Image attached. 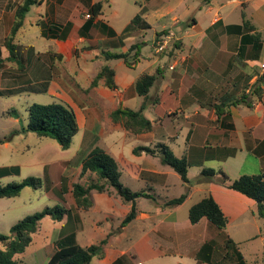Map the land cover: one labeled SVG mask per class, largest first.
<instances>
[{
	"label": "crops",
	"instance_id": "obj_1",
	"mask_svg": "<svg viewBox=\"0 0 264 264\" xmlns=\"http://www.w3.org/2000/svg\"><path fill=\"white\" fill-rule=\"evenodd\" d=\"M23 1L0 0V67L7 61V68L10 67L13 71L18 66L13 68L10 62L15 60L7 59L4 39L10 32L14 11ZM95 2H101V12L94 18L86 35H81L80 28L88 19L90 7ZM104 2L111 3L109 0H37L30 5L22 26L12 40L15 51L23 59L24 70L32 62L30 72H40L48 78L49 69L55 64L54 61H58V56H63V51L69 56L72 52H77V49H84L82 52L90 53L95 60L103 59L104 63H99L102 66L107 62L102 51L117 52L120 49V52H124L131 44L139 43L140 58L131 66L123 63L127 68L140 65L141 73L131 79L120 71L124 75L118 83L114 70V80L119 93L116 107L123 106V99L128 96V92L132 95L130 88H134L139 76L160 70L145 97L144 109L156 103L158 106L165 105V110L159 113L155 119L157 122L148 118L152 122V129L138 135L144 137L145 145L148 141L149 145L162 142L171 150L173 147L175 155L188 159V169L193 167L198 173L203 168L222 169L230 179H234L243 174L264 172V78H261L264 74V0H140L137 13L120 30L105 20ZM31 11L42 37L45 36L41 33V24L71 22V29L65 39L45 37L58 46L56 53H51L46 47L42 51L35 49L32 44L26 46L23 54L16 49L18 43L15 40ZM242 13L253 28H230L232 25L242 24ZM113 14H116V10ZM135 15H140L150 27H132V30L124 31ZM101 25L106 28H100ZM109 28L114 31V35H110ZM21 33L26 36L24 32ZM160 33L164 35H159ZM250 34H259L261 44L257 53L253 49ZM160 37L164 40L161 41ZM167 44L173 52L161 56L158 52ZM100 46L103 48L99 49ZM18 73L20 72L17 75ZM258 78L261 80L258 81ZM256 82L261 91L258 97L253 91ZM44 83H47L49 90L48 82ZM99 83L103 81L100 80ZM221 84L224 87L218 91ZM102 86L101 92L104 95L114 93L110 89L109 92L102 90ZM152 89L155 95L158 91L161 92L163 98L160 102L155 95H150ZM214 91H217V96L210 102L208 94ZM242 94L251 100L250 105H230L229 116L224 120L215 116L214 103L240 97ZM140 97L143 101L144 96ZM177 114L183 116L182 128L185 133L176 132L172 122L168 123ZM157 123L160 125L157 126ZM181 139L183 145L178 144ZM138 157L140 160L137 163L126 161L130 176L143 184L138 190H146L151 194L155 192L158 199L137 198L135 217L122 225L121 221L132 203L127 202L128 209H124L125 212L123 210L119 215H113L109 208L114 206V201H118L119 196L115 191L111 190V194H108L97 191L92 193L95 191L92 190V204L84 209L85 215L81 214V209L71 212L79 231L85 233L81 237L82 243H79L73 232L80 245L86 246L106 239L103 255L97 258L100 264L114 263L121 256H126L130 264H144L139 259L135 262L139 255L144 260H160L159 264H166L167 257L175 259L174 264H238L232 253L226 252L224 248L225 238L229 237L245 264L247 263L237 244L260 234L258 219L263 217L257 215L253 199L224 186L218 176L196 183L185 182L172 168L157 161L155 156L142 152ZM176 174L181 181L178 195L171 191L173 185H177ZM181 189L183 190L180 191ZM184 192L186 196L180 204L171 207L164 205L167 200ZM205 192L212 195L228 218L223 231L218 230L205 217L196 223H191L187 217L190 206ZM109 217L112 221L110 225L107 224ZM134 222L139 227L136 237L121 245L114 239V230L120 227L119 230L123 232ZM86 236L88 239L84 238ZM260 236L263 239L264 233ZM206 243L209 245L202 254L208 259L202 260L198 258V253ZM184 259L188 261H183Z\"/></svg>",
	"mask_w": 264,
	"mask_h": 264
},
{
	"label": "rangeland",
	"instance_id": "obj_2",
	"mask_svg": "<svg viewBox=\"0 0 264 264\" xmlns=\"http://www.w3.org/2000/svg\"><path fill=\"white\" fill-rule=\"evenodd\" d=\"M139 1L109 0L110 4L104 2L105 20L120 30L129 21L130 17L137 13ZM114 10H116V14H113ZM21 32H24L26 36L24 37ZM38 32L39 26L33 21V11H31L27 14L22 30L15 40L18 43L16 49L20 54L25 52L28 44H32L35 49H41V51L45 47L49 48L51 53L58 51V46L53 41L47 40ZM162 34L164 35V33L159 35ZM160 38L161 41L164 40L162 37ZM100 48L102 49L103 46H100ZM83 50L78 51L77 49L76 53L74 51L69 56L63 51L64 54L61 55L63 58L58 56V61H54L55 64L49 69L50 75L48 78L40 72L31 73L32 62H29L26 70L17 68L16 71H13L10 67L7 68V61L2 63L0 67V88H19L33 84L39 89H43L25 90L16 94L0 96V167H17V171L0 175V184L19 182L26 176H35L41 180V187L24 186L17 196L0 198V233H8L9 228L15 222L28 214L42 210L46 206L58 205L69 209V213L65 214L60 220L49 215L40 219L37 230L32 234L31 242L22 253L16 255V258L24 264H48L49 255L56 241L71 232H75L79 243H82L81 237L85 233L79 231L71 212L78 209L83 210L80 211L81 214L84 213L85 215L86 212L83 208L75 205L72 187L74 183L85 184L88 178L93 175L89 173L80 174V161L93 147L99 146L115 157L119 164V179L122 184L131 190H138L143 187L142 183L130 176L126 161L137 163L140 160L138 154L143 151L134 154L132 152L133 148L141 145L148 146L149 143L146 140L147 144L145 145L144 137L129 133L123 129L120 123L112 121L110 112L117 105L119 93L116 89H110L114 93L104 95L101 92L103 83L97 84V87H90L92 78L101 67L99 63L104 62L103 59L95 60L90 53L82 52ZM117 52H120V49ZM169 52L173 51L167 44L158 53L163 56L169 54ZM10 63L13 68L18 66L16 61ZM105 64L115 70L118 83L124 75L120 74V71L125 72L126 76L131 79L141 73L140 65L135 68H127L122 59L113 58L107 60ZM17 72L20 73L17 75ZM44 82H48L49 90L48 88L44 90L45 87L42 85ZM223 87L224 84H221L220 88H217L218 91ZM130 89L133 93L129 95L130 92H128V96L123 99L122 105L138 109L142 97L134 93L133 87ZM102 90L109 92V89L104 85ZM153 92L152 89L150 95H155ZM216 94L217 91L208 94V101L212 102L213 97L217 96ZM155 97L159 102L163 98L160 91L156 93ZM56 100H63L75 110L79 124L78 133L74 135L70 146L66 149H62L50 137L37 136L32 132L22 131L27 123V107L31 103L47 104ZM204 100L206 101V98ZM150 107L145 108L143 112L151 120H155L160 115L159 113L165 110L163 104L158 106L154 103ZM12 110L16 111L15 114L9 113ZM182 121H184L182 114H177V116L175 115L168 120V123L171 124L172 122V127L176 129V132L185 133L184 128H182ZM159 125L160 123H157V126ZM181 140L178 142L179 145H183V140ZM156 144L149 146L153 148ZM172 150L176 151L173 147ZM155 157L157 161L160 160L159 155L156 154ZM187 175L189 181L195 183L199 182L198 178L201 176L193 167L188 169ZM176 182L177 185H173L171 191L178 195L181 181L177 174ZM112 192H114L113 189ZM152 195L155 199H158L155 192H152ZM127 204L118 197V201H114V206L109 208V211L113 215H119L124 209H128ZM258 222L260 234L237 244L239 250L245 256L246 264H264V238H260V235L264 233V218L258 219ZM111 223L109 217L107 224L110 225ZM119 229L120 227L114 230V233H116L114 239L121 245H125L136 237L139 227L134 222L123 232ZM84 238L88 239V236ZM137 259L144 264H159L161 262L157 259L144 260L141 255H139V258H135V262ZM165 260L166 264H174L175 259L167 257ZM183 261L188 260L184 259ZM91 264H100V262L95 257L92 259Z\"/></svg>",
	"mask_w": 264,
	"mask_h": 264
},
{
	"label": "trees",
	"instance_id": "obj_3",
	"mask_svg": "<svg viewBox=\"0 0 264 264\" xmlns=\"http://www.w3.org/2000/svg\"><path fill=\"white\" fill-rule=\"evenodd\" d=\"M37 0H24L18 4L15 11L12 26L9 34L4 39V46L8 51V60H15L18 68H24L23 59L15 51V45L12 40L16 31L23 24V19L27 13L30 5L34 4ZM101 2H95L91 5L89 10V17L80 28V34L86 35L92 25L94 18L101 12ZM242 24L232 25L230 28L241 30V28H248L253 26L249 24L247 19H244L242 13ZM42 35L47 38L65 39L71 29V22L65 24H41ZM135 27L139 29H147L150 27L140 15H135L124 31ZM100 28H106L101 25ZM110 35H114L112 29H108ZM249 37L253 39V49L257 53L260 49L259 34H250ZM120 42V40H119ZM139 43L131 44L124 52H112L108 50L102 51L104 60L109 59H122L127 66H131L137 60L139 54ZM76 53V52H75ZM132 61H131V60ZM160 70L155 73H144L137 78L134 83L135 92L144 96L141 106L138 109L129 107L118 106L110 112L112 121L121 124L124 130L132 134H141L148 132L152 129V122L144 115L143 109L145 107V97L158 77ZM261 78H264L261 76ZM260 78H258L259 81ZM103 81V85L108 89H116L117 85L114 80V69L103 64L90 82V87L96 86L99 81ZM261 80V79H260ZM44 90L47 88V83L42 84ZM25 90L36 91L39 89L33 84L24 85L19 88H0V96L16 94ZM254 94L257 97L260 95V88L258 82L254 86ZM245 103L250 105L251 100L247 99L245 94L240 97L226 98L220 100L218 104L214 103L215 116L222 120L229 116L228 107L230 105H237ZM15 110L9 113L15 114ZM23 132L29 131L37 136H46L54 139L62 149L70 146L72 138L79 131V124L75 110L63 100L52 101L47 104L31 103L27 107V123L22 128ZM140 151L146 154L155 156L159 155L160 161L172 168L180 178L188 182L187 169L190 165L185 156H177L173 153L170 147L162 142H159L155 147L149 146H136L132 152L138 154ZM17 171V167H0V175H6L9 172ZM93 174L88 178L85 184L74 183L72 187V195L75 205L79 208L88 209L91 204L90 192L95 190L97 192H106L111 194V190L115 191L123 201L131 202L129 212L124 216L121 223L126 224L131 221L136 215L135 200L139 197H148L155 199L151 193L146 190H131L120 182L119 164L113 155L105 151L99 146L90 149L87 154L80 161V174L84 173ZM199 181L212 180L218 176L220 183L224 186L236 190L247 197L253 199L256 203V213L259 217L264 218V172L257 174L247 175L243 174L237 178L230 179L227 174L222 170H214L212 168H203L200 172ZM24 186H32L34 188L41 187V180L35 176H26L19 182H7L0 184V198H8L17 196ZM186 196V192L178 197L172 198L164 202L165 206H174L180 204ZM69 213V209L64 206L54 205L52 207L46 206L40 211L24 216L22 219L15 222L9 228L8 233H0V264H24L16 255L22 253L32 240V234L37 230L40 219L49 215L54 219H62L65 214ZM187 217L191 223H196L200 218L205 217L212 225L218 230L223 231L226 227L228 218L224 215L221 208L214 200L212 195L208 192L203 193L201 198L190 206L188 209ZM106 239L99 242L91 243L86 246L80 245L75 238L73 232L61 237L52 248L48 258V264H91L94 257L101 258L103 255V245ZM209 245L206 243L202 246L198 253V258L207 260L203 257V251ZM224 248L226 252L232 253V256L237 260L238 264H245V261L237 250L234 242L229 238H225ZM228 254V253H227ZM218 263V262H217ZM111 264H130L126 256H121Z\"/></svg>",
	"mask_w": 264,
	"mask_h": 264
},
{
	"label": "built area",
	"instance_id": "obj_4",
	"mask_svg": "<svg viewBox=\"0 0 264 264\" xmlns=\"http://www.w3.org/2000/svg\"><path fill=\"white\" fill-rule=\"evenodd\" d=\"M87 16H89V15H87ZM140 264V263H139Z\"/></svg>",
	"mask_w": 264,
	"mask_h": 264
}]
</instances>
